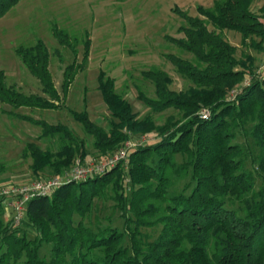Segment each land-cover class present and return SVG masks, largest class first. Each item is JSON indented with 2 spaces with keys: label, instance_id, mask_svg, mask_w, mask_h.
<instances>
[{
  "label": "trees",
  "instance_id": "trees-1",
  "mask_svg": "<svg viewBox=\"0 0 264 264\" xmlns=\"http://www.w3.org/2000/svg\"><path fill=\"white\" fill-rule=\"evenodd\" d=\"M21 0H0V19ZM214 0L197 8V16L175 8L184 23L181 38L164 39L192 60L166 55L176 73L190 82L180 91L163 70L143 76L154 85V98L137 90V99L153 113H181L156 126L151 115L137 118L116 91L115 80L99 73L97 89L109 112L108 130L85 110L67 108L70 117L92 137L93 148L108 157L132 135L156 133V139L134 148L124 165L82 181L65 182L49 196H34L18 225L2 219L0 198V264H264V71L251 55L236 57L237 47L224 33L241 36V45L264 54V0ZM54 38L75 53L68 35L52 27ZM82 42V63L63 70L65 97L87 60L90 37ZM257 38L258 41L253 39ZM16 55L42 85L41 96L17 93L0 69V102L14 110H57L59 99L49 72L50 55L37 41L18 47ZM235 93L234 98L231 94ZM66 107V106H65ZM208 116L201 118V111ZM41 130L38 140L58 135L57 151L25 144L23 157L37 179L54 178L87 157L84 141L63 124L7 112ZM48 170V176H43ZM181 183V187L179 184ZM115 202L121 227L92 225L95 200ZM88 219V220H87ZM87 220V224H86ZM160 228L155 238L143 230ZM48 256H41V248Z\"/></svg>",
  "mask_w": 264,
  "mask_h": 264
},
{
  "label": "rangeland",
  "instance_id": "rangeland-1",
  "mask_svg": "<svg viewBox=\"0 0 264 264\" xmlns=\"http://www.w3.org/2000/svg\"><path fill=\"white\" fill-rule=\"evenodd\" d=\"M213 1L21 0L7 12L0 19V69L5 73L7 85L13 87L22 96H41L50 101L49 96L41 92L42 85L38 79L29 72L15 52L18 47H31L40 41L50 55L48 69L59 96L58 101L52 103L59 104V109L14 110L0 102V187L23 185L39 180L31 173L29 168L31 160L22 155L25 144L33 142L42 150L48 149L52 152L57 151L61 144L58 135L38 140L40 128L15 118L7 113L9 111L51 125L67 126L85 143L87 157L83 163L81 162L83 165L96 164L106 158L101 157L93 148L92 137L84 133L81 124L73 120L67 111V108L76 112L85 110L93 123L108 130L109 112L97 89L100 72L115 80L116 91L130 103L137 118L151 115L156 126L162 125L168 117L179 119L181 113L174 109L162 113L151 112L137 99V90L139 89L149 98L155 97L153 83L143 76L144 72L153 67L165 71L170 76L172 80L170 88L174 91L184 90L190 85V82L176 73L175 67L165 59V56L192 60L191 55L181 52L168 43L164 36L173 38L183 36L177 33L178 27L184 23L174 14L175 8L195 17L199 6L211 7ZM258 2L261 0H255L252 5L255 13L259 12L258 8L261 6L257 5ZM261 16L258 21L264 27ZM53 26L68 35L70 44H75L74 54L70 49L62 47L54 38ZM86 34H89L91 40L87 60L75 75L64 97L60 88L64 67L72 63L76 65L82 63V42ZM224 35L231 45L237 47V58H241L242 54L251 55L256 59L257 66L264 63V54L256 52L251 47L250 40L244 46L241 45L239 33L226 31ZM253 40L258 41L257 38ZM155 134H130L128 137L144 138L143 140H147L149 144L152 138L156 139ZM120 147L121 145L118 149ZM43 176H48V170ZM6 198H8L7 203H4L1 215L4 222L12 215L8 208L11 199L9 196ZM114 204L115 202L108 197L95 200L91 217L87 220L92 225L121 227L122 220ZM159 230L160 228H155L143 232L155 238ZM40 255L48 256V248H41Z\"/></svg>",
  "mask_w": 264,
  "mask_h": 264
},
{
  "label": "built area",
  "instance_id": "built-area-1",
  "mask_svg": "<svg viewBox=\"0 0 264 264\" xmlns=\"http://www.w3.org/2000/svg\"><path fill=\"white\" fill-rule=\"evenodd\" d=\"M264 67V63L262 64ZM235 93L230 96L233 99ZM201 118L206 119L208 112L201 111ZM144 138L136 137L131 139L128 137L121 147L115 151L111 156L106 157L103 161L96 164L83 165L77 160L72 167L62 174L54 178L39 179L36 181L24 183L23 185H14L9 187H0V198L9 196L11 201L8 202V208L12 212V223L18 225L23 217L24 207L28 200L34 196H49L54 190L59 188L65 182L69 181H82L95 176H99L108 172L119 165H124L128 161L130 152L139 146H145L147 140ZM16 186V187H15Z\"/></svg>",
  "mask_w": 264,
  "mask_h": 264
},
{
  "label": "crops",
  "instance_id": "crops-1",
  "mask_svg": "<svg viewBox=\"0 0 264 264\" xmlns=\"http://www.w3.org/2000/svg\"><path fill=\"white\" fill-rule=\"evenodd\" d=\"M258 4H259V5H262V1H261V2H258L257 5H258Z\"/></svg>",
  "mask_w": 264,
  "mask_h": 264
}]
</instances>
